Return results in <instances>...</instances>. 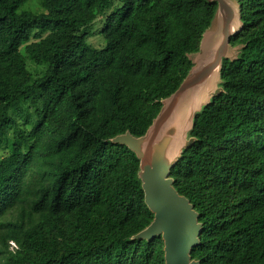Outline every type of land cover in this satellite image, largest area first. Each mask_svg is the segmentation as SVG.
Here are the masks:
<instances>
[{
	"label": "trees",
	"instance_id": "16d2710c",
	"mask_svg": "<svg viewBox=\"0 0 264 264\" xmlns=\"http://www.w3.org/2000/svg\"><path fill=\"white\" fill-rule=\"evenodd\" d=\"M27 2L0 0V138L34 108L0 157V264H165L161 236L136 238L154 220L140 160L113 139L146 134L217 3L40 0L33 12ZM236 2L242 28L221 92L170 175L203 226L191 251L200 264H264V0ZM102 16L97 49L86 39Z\"/></svg>",
	"mask_w": 264,
	"mask_h": 264
},
{
	"label": "water",
	"instance_id": "95a60500",
	"mask_svg": "<svg viewBox=\"0 0 264 264\" xmlns=\"http://www.w3.org/2000/svg\"><path fill=\"white\" fill-rule=\"evenodd\" d=\"M211 1L218 5L216 16L212 26L202 37L199 52L191 56L194 66L186 79L177 91L163 100L159 114L145 135L136 137L127 132L113 139L115 143L128 146L140 160L139 175L145 202L154 214V220L138 233L136 238L152 240L161 236L164 242L165 264H200L191 258V251L200 244L203 229L198 213L189 199L179 194L174 187V179L170 176L171 169L183 149L191 146L194 139L190 137L180 154L172 159L165 154L169 142L168 126L188 108V105L196 101L199 94H205L203 102H196L198 109L188 115L186 128L171 130V134L182 132V142V137L188 129L192 130L196 114L209 103L212 96L221 92L219 84L223 60L230 57L234 50L231 38L242 28L236 0ZM207 33L213 38L217 37L212 47L206 45V37L209 35L206 36Z\"/></svg>",
	"mask_w": 264,
	"mask_h": 264
},
{
	"label": "rangeland",
	"instance_id": "374dc122",
	"mask_svg": "<svg viewBox=\"0 0 264 264\" xmlns=\"http://www.w3.org/2000/svg\"><path fill=\"white\" fill-rule=\"evenodd\" d=\"M26 5H27L28 9L32 10L33 12H38V10L41 9L40 0H28ZM105 19H106V16H102L93 23L91 29L89 30L90 34L88 35V37L86 39L87 43L90 46L97 48V49L103 48L106 45L105 40L101 36V33H100V31L102 30V28L104 26ZM212 32H214V31H212ZM212 32H210V33H212ZM208 34L209 33H207L206 36ZM209 36H210V34L206 37V41H207L206 45L208 47H210V46L212 47L216 43L217 37L213 38L212 36H210V37ZM29 68L33 72H35L36 70L37 71L40 70V68L36 69V67L33 64H29ZM42 70H44V68H42ZM197 109H198L197 103H196V101H193L192 104L188 105V108L185 109L184 112L181 113V115L177 116L173 120V122L168 126L167 132H168V138H169L168 141L169 142L165 148V154L168 157H172V155H173L172 146L174 143H176L177 135L179 134V133H177V131L175 133L171 134V130H173V129L182 130L183 127L186 128L187 122H189V121H187L188 115L190 116L191 113ZM33 112H34V108L31 107L30 110H28V108L25 107V109L22 108L19 112H16L13 114V117L16 120V128L9 130L4 136H2L0 138V157H5L7 155L10 144L12 143V141L15 138L19 137L21 135V133H23V131H27V132L30 131L31 127H29L25 124H26V118L28 116V113H33ZM185 119H186V121H185ZM190 130H191V128H189L188 131L185 133V135L182 137V142L179 146V149L177 151L176 156L178 154H180V152L182 151V149L186 145V142L189 140ZM12 247H14V244H12Z\"/></svg>",
	"mask_w": 264,
	"mask_h": 264
},
{
	"label": "bare ground",
	"instance_id": "6f19581e",
	"mask_svg": "<svg viewBox=\"0 0 264 264\" xmlns=\"http://www.w3.org/2000/svg\"><path fill=\"white\" fill-rule=\"evenodd\" d=\"M204 98H205V94L204 93H201V94H199L197 96L196 102H203ZM183 129H184V127H183ZM179 134L180 135L177 136L176 143H174L173 146H172V151H173L172 159H174V157L176 156L177 151L179 149V146L181 144V138H180V136L182 135V132H180Z\"/></svg>",
	"mask_w": 264,
	"mask_h": 264
}]
</instances>
